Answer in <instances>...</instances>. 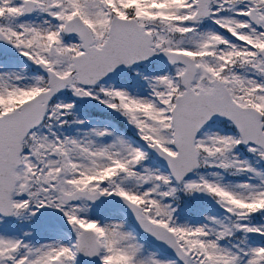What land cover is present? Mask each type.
<instances>
[{
    "label": "snow or ice",
    "instance_id": "6c2138e0",
    "mask_svg": "<svg viewBox=\"0 0 264 264\" xmlns=\"http://www.w3.org/2000/svg\"><path fill=\"white\" fill-rule=\"evenodd\" d=\"M0 264H264V0H0Z\"/></svg>",
    "mask_w": 264,
    "mask_h": 264
}]
</instances>
